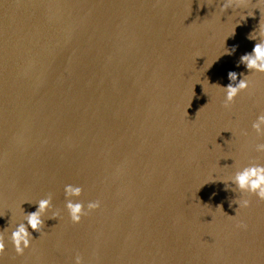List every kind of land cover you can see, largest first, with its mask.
<instances>
[{"label": "water", "instance_id": "1", "mask_svg": "<svg viewBox=\"0 0 264 264\" xmlns=\"http://www.w3.org/2000/svg\"><path fill=\"white\" fill-rule=\"evenodd\" d=\"M260 28L264 0H0V232L53 205L0 264H264V200L222 181L264 164ZM229 72L251 83L225 108ZM66 184L101 202L79 224Z\"/></svg>", "mask_w": 264, "mask_h": 264}, {"label": "clouds", "instance_id": "2", "mask_svg": "<svg viewBox=\"0 0 264 264\" xmlns=\"http://www.w3.org/2000/svg\"><path fill=\"white\" fill-rule=\"evenodd\" d=\"M248 39L258 41L255 43L250 53H246L240 57V64H243L249 73L264 74V28L249 34ZM228 54H231L228 52ZM242 78L238 80L236 72H229V83L226 86L213 84L211 86L218 88L223 93V106L229 107L236 97L249 89L250 81L248 75L239 74ZM208 83V82H207ZM251 128L258 136H264V113L258 114L251 123ZM256 151L264 152V143L256 144ZM226 189H230L241 195L247 193L255 196L258 200H264V164L252 163L247 166L238 168L227 180H222ZM83 192L82 187L73 184H66L63 188L64 193V209L72 224H79L82 218L90 212L101 207L99 200L89 201L87 204L79 201ZM24 203V202H23ZM21 203V204H23ZM233 203L237 208H247L250 201L247 199L234 200ZM36 210L31 213H25L22 210V220L0 232V254L4 253L6 248V240L11 244L17 256H23L25 251L32 247L34 240L33 233L37 232L40 236L43 234L44 222L47 213L52 209V197L47 196L35 202ZM47 218L59 219L58 212H52ZM2 262V261H0ZM74 264H82L79 256L75 257Z\"/></svg>", "mask_w": 264, "mask_h": 264}]
</instances>
